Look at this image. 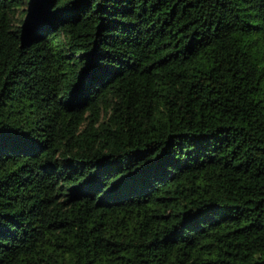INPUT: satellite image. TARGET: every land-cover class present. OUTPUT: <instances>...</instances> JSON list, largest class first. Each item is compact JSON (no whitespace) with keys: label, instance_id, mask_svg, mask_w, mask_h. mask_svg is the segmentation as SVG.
<instances>
[{"label":"trees","instance_id":"obj_1","mask_svg":"<svg viewBox=\"0 0 264 264\" xmlns=\"http://www.w3.org/2000/svg\"><path fill=\"white\" fill-rule=\"evenodd\" d=\"M0 264H264V0H0Z\"/></svg>","mask_w":264,"mask_h":264}]
</instances>
